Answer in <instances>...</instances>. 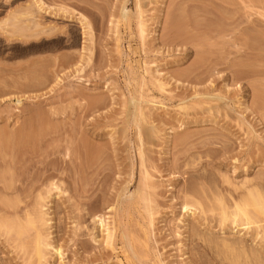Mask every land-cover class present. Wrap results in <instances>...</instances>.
<instances>
[{
  "label": "rangeland",
  "instance_id": "obj_1",
  "mask_svg": "<svg viewBox=\"0 0 264 264\" xmlns=\"http://www.w3.org/2000/svg\"><path fill=\"white\" fill-rule=\"evenodd\" d=\"M33 1L0 0V264H264L231 215L264 196V0Z\"/></svg>",
  "mask_w": 264,
  "mask_h": 264
},
{
  "label": "bare ground",
  "instance_id": "obj_2",
  "mask_svg": "<svg viewBox=\"0 0 264 264\" xmlns=\"http://www.w3.org/2000/svg\"><path fill=\"white\" fill-rule=\"evenodd\" d=\"M30 5H32L31 8H35L36 11H37V9H38V12H39V13H42V14H43L44 12H48V13H50L49 8H50V9L54 8L53 6H52V7H51V6L48 7L49 5L47 6L44 0H34ZM30 5H29V6H30ZM29 6H28V8H30ZM33 6H34V7H33ZM123 7H124V6H123ZM35 9H34V10H35ZM126 9H127L126 7H125L124 9L122 8V10L124 11V12H123V15H124L125 17H126L127 14H128L127 11H126ZM28 10H29V9H28ZM28 10H27L26 12H24L23 15H25V14L28 15V13H30V11H31V10H30V11H28ZM34 10H32V11H34ZM62 10H63L64 15L67 14V13H70V16H69V17H71V16L74 15V14L72 15V13H71V12H73V11H71V12H69L70 10L67 11V10H66V7H63V9L60 8L59 11L62 12ZM53 11H55V10H53ZM59 11H57V12L55 11L56 15H57V14H58V15H61V13H60ZM66 11H67V13H66ZM38 12H37V13H38ZM51 12H52V10H51ZM58 12H59V13H58ZM32 13H33V12H31L30 14H32ZM33 14H34V13H33ZM33 14H32V15H33ZM76 14H79V13L77 12ZM76 14H75V15H76ZM81 14H82V13H81ZM79 15H80V14H79ZM123 15H122V16H123ZM61 16H63V15H61ZM65 16L67 17V15H65ZM69 17H68V18H69ZM71 18H72V17H71ZM77 18H78V20L82 21L81 23L84 24V26H85V29H84L85 32H84V30H83L84 35H87V33H88V35H90L89 32H91V31H90V30H91V29H90L91 26H90V23L88 22V19H87L84 15H82V16H78V17H76V19H77ZM39 24L41 25L40 22H39ZM39 24H38V27L40 26ZM36 25H37V24H36ZM85 38H86V37H85ZM0 134H3V133L0 132ZM3 135H4V134H3ZM3 135H2V136H3ZM6 135H7V134H6ZM12 135H17L18 137H21L22 139L24 138V135H22V134H19V135H18V134H12ZM20 135H21V136H20ZM26 135H28V134H26ZM30 135H31V134H30ZM0 136H1V135H0ZM7 136H8V137H6V138H9V139H10L11 137H14V136H11V135H10V136L7 135ZM3 137H4V136H3ZM15 137H16V136H15ZM15 137H14V140L12 141V143H14L15 139H17V138H15ZM32 137H33V136H32ZM0 138H1V137H0ZM28 138H29V137H26V140H25V139H24V140L27 141ZM2 139H3V138L0 139V144H1V140H2ZM12 139H13V138H12ZM22 139H21V141H22V143H23V140H22ZM30 139H31V138H30ZM30 139H29V140H30ZM3 140L5 141V139H3ZM19 140H20V138H19ZM19 140H18V141H15V142H19ZM7 141H8V140H7ZM21 141H20V142H21ZM25 141H24V143H25ZM2 143H4V142H2ZM6 143H7V142H6ZM27 143H28V142H27ZM10 144H11V142H10ZM10 144H9V146H10ZM7 145H8V143H7ZM13 145H14V146H13ZM18 145H21V144H18V143H17L16 145H15V144H12L11 149H8V150H11V151L13 152L14 148H13V150H12V147H15V146H18ZM9 146H8V147H9ZM0 147H1V145H0ZM2 147H3V146H2ZM2 147H1L0 149H2ZM6 147H7V146H6ZM19 147H21V146H18V147L15 148V149H18ZM3 148H4V147H3ZM4 149H5V148H4ZM141 151H142V150H141ZM14 152H15V151H14ZM142 153H143V152H142ZM142 153H141V155H142ZM12 154H13V153L10 154V157H11ZM15 154H16V153H15ZM15 154H14V155H15ZM17 155H18V154H16V156H17ZM4 156L7 158V152H6V155H4ZM4 156H3V157H4ZM18 156H19V155H18ZM22 156H23V155H22ZM22 156H21V157H22ZM5 157L3 158L4 161H5ZM23 157H24V156H23ZM14 158H15V157H14ZM14 158H13V155H12V160H13V161H15V159L17 160V158H15V159H14ZM22 159H23V158H22ZM22 159H21V160H22ZM5 162H6V161H5ZM19 162H20V161H19ZM9 163H11V160H9ZM9 163H8V164H9ZM15 163H16V162H15ZM17 164H18V163H17ZM9 165H10V164H9ZM13 165H14V163H13ZM7 166H8V165H7ZM8 167H9V166H8ZM13 168H15V167L13 166ZM9 169H11V168L9 167ZM13 170H14V169H13ZM14 172H15V170H14ZM14 172H13V173L11 172V173L14 174ZM12 174H11V175H12ZM12 176H13V175H12ZM13 177H14V176H13ZM6 185H7V184H6ZM6 185H4V187H5L4 190H5L7 193H8V191L11 192V190L14 191L15 187L12 186V184H11V185L9 184V186H8V185L6 186ZM49 185H50L51 188H48V187H49L48 184H47V186H48L47 188L50 189V190L48 191V192H50V193H51L53 190H55V189H57V190L60 189V188H59V185L57 184V182L55 183V181H53V180L51 181V183H50ZM4 187H3V188H4ZM16 189H17V188H16ZM251 189H252V188H251ZM257 189H258V188H257ZM0 190L2 191L1 188H0ZM253 190H254V189H253ZM253 190H251V192L248 191V193H249L248 195H246V194H247V193H246V194L244 195L245 197L243 196L244 198H243L242 200H240L239 202L237 201L236 205L233 207V208H235V209H234L235 211H234L233 213H231V212L233 211V209H232V211L228 210V211H230L229 213H231V215L233 216L232 219L234 220L235 223H236L237 221L240 222L239 219L242 217V221H243V222H240V224L238 223L237 225H242V226L244 225V226L248 227V229H249V227L251 226L252 223H254L255 226H256V224H258V227H262V226H261L262 224H260V221L264 220V218H261V219L258 218L259 215L264 216V196L259 192V190H258L257 193H254ZM15 191H16V190H15ZM255 191H257V190H255ZM60 192H61V191L59 190V193H60ZM261 192H262V191H261ZM51 194H52V193H51ZM48 196H50V194H48L47 197H48ZM41 197H42V196H41ZM220 201H221V200H219L218 204H221V207H222L223 204H222V201H221V203H220ZM223 202H224V201H223ZM39 204H40V203H39ZM37 205H38V204H37ZM41 205H42V204H41ZM39 206H40V205H39ZM187 206H188V205H187ZM226 206H227V205H226ZM226 206H225V207H226ZM11 207H12V208H10V209H13V210H12L13 215H15V216L18 215V216H19V219H16V221H17V220H18V221L20 220V222L18 223V221H17V223L14 222L15 224H13V220L15 221V219H13V220H10V219H9V220L7 221V220H6L7 218H6L5 220H6L8 223H9V221H12V222H10L12 225H11V226H8V227H10L11 231H12V230H15L16 233H18V234L21 235V234L25 233L26 231H28V230H29L28 227L31 226V228H30V227H29V228H30V229L33 228V229H32V232H33V230L35 231V233L33 232L34 234L32 235V238H33V237H35V238L32 239V238L29 236V235L32 234V232H31V234H30L29 231H28L29 233L26 232V234H24V235H28L27 238H29V240H28V239L26 240V238H25L26 236H25V237H22V236H24V235H22L21 237H22V239L25 238V240L28 241V242H30L31 240H33V241L35 242V243H34V244H35V246H34V248H35V249H34V253H36V252L38 253V254L36 253L35 255H37L38 257H42V258H44L46 252L43 253V250H42L43 245H44V249L46 248V246H47V248H48V246H49V248H50V247H53V246L49 243L50 241L47 239V236H44V232L42 231V227L44 226V225H43V222L45 223V222H46V219H47V218L45 217L44 211L41 210V209L38 210V207H37V213H39L38 211L41 210L39 214L35 213L36 211L32 210V211H34L33 213H34V214H37V215H29V214L27 215V214H26L27 212H26V213H24V214H26V216H25V215L23 214V212H24L25 209H27L28 207L25 208V209L23 210V212L21 211V209L19 210L18 208H14V207H16L15 205H12ZM18 207H19V206H18ZM42 207H43V206H42ZM228 207H229V206H228ZM4 208H5V207H4ZM7 208H8V207H7ZM21 208H22V206H21ZM34 208H35V206H34ZM34 208H33V209H34ZM223 208H224V207H223ZM226 208H227V207H226ZM229 208H230V207H229ZM229 208H228V209H229ZM251 208H252V210H251ZM8 209H9V208H8ZM8 209H6V210H8ZM221 209H222V208H221ZM4 210H5V209H4ZM28 210H29V209H28ZM28 210H27V211H28ZM222 210H224V209H222ZM225 210H227V209H225ZM10 211H11V210H10ZM19 211H21L22 213H19ZM42 211H43V213H42ZM8 212H9V211H8ZM30 212H31V211H29V213H30ZM5 213H6V212H5ZM45 213H46V211H45ZM222 213H224V216H223V214H222V216H223L224 218L221 220V222H222L223 220H227V219H228V216H229V213L227 214V213H225L224 211H222ZM255 213L257 214V216H256V215H255V216L253 215V214H255ZM30 214H32V213H30ZM258 214H259V215H258ZM5 215H7V214H5ZM20 215H22V217H21ZM23 216H25V217H23ZM28 216H29V217H28ZM1 217H2V216H1ZM26 217H27V218H26ZM229 217H230V216H229ZM14 218H16V217H14ZM20 218H21V219H20ZM45 218H46V219H45ZM238 218H239V219H238ZM3 219H4V218H3ZM3 219H2V220L0 219V220L3 221ZM22 219H23V221H24L25 219H27V221L25 220V221L23 222ZM232 219H231V220H232ZM257 219H258V220H257ZM259 219H260V220H259ZM39 220L42 222V226L40 225V222H39V224L37 223ZM21 221H22V222H21ZM47 221H48V220H47ZM223 222L225 223V221H223ZM223 222H222V223H223ZM234 222L232 221V223H234ZM4 223H5V225H6V222H5V221H4ZM4 223H3V224H4ZM241 223H242V224H241ZM37 224H38L39 228H41V230L38 229ZM101 224H102V226H104V222H103V220H101ZM8 225H9V224H8ZM1 226H2V224H1ZM2 227H3V226H2ZM8 227L6 228V226H5L6 230L8 229ZM34 228H36V229H34ZM256 229H257V226H256ZM262 229H263V228H262ZM107 230H108V229H107ZM258 230H259V229H258ZM263 230H264V229H263ZM7 231H9V230H7ZM41 231H42L43 235H42ZM259 231H260V230H259ZM263 232H264V231H263ZM14 233H15V232H14ZM16 233H15V235H16ZM27 233H28V234H27ZM261 233H262V232H261ZM35 234H36V235H35ZM256 234H257V233H256ZM34 235H35V236H34ZM109 235H110V234H109V232H108V237H109ZM43 236H44V237H43ZM17 237H18V236H17ZM19 237H20V236H19ZM45 238H46L48 241L45 240ZM30 239H31V240H30ZM19 240H21V239L19 238ZM25 240H24V241L21 240V242H22V243H25ZM33 241H31L30 244L33 243ZM22 243H21V244H22ZM26 243H27V242H26ZM28 244H29V243H28ZM28 244H24V245H22V246L24 247L25 245H28ZM30 244H29V245H30ZM52 244H53V243H52ZM29 245H28V246H29ZM31 245H32V247H33V244H31ZM31 245H30V246H31ZM234 246H235V245H234ZM25 248H26V247H25ZM241 248H242V247H241ZM244 248H245V247H244ZM54 249H55L56 254H61V253H62L60 247H59V248H58V247L56 248V247L54 246ZM231 250H232V249H231ZM45 251H46V249H45ZM239 252H240V251H239ZM242 252H243V248H242ZM245 252H246V251H245ZM245 252H244V253H245ZM250 252H251V251H249V253H250ZM43 254H44V257H43ZM235 254H237V253L235 252ZM235 254H234V255H235ZM255 254H257V253H255ZM239 255H240V254H239ZM239 255H238V256H239ZM253 255H254V253H253ZM236 256H237V255H236ZM241 256H242V253H241ZM246 256H247V254H245V257H246ZM252 257H253V256H252ZM246 258H247V257H246ZM258 258H259V257H258ZM236 259H238V257H237ZM255 259H256V257H255ZM38 260H39V258H38ZM240 260H241V259H240ZM243 260H244V259H243ZM246 260H247V259H246ZM249 260H250V258H249ZM260 260H261V259H260ZM41 261H42V259H41ZM234 261H235V259H234ZM238 261H239V260H238ZM238 261H235V263L238 262ZM247 261H248V260H247ZM253 261H255V260H253ZM240 262H241V261H240ZM258 262H259V261H258ZM38 263H39V262H38ZM39 264H40V263H39ZM260 264H261V263H260Z\"/></svg>",
  "mask_w": 264,
  "mask_h": 264
}]
</instances>
